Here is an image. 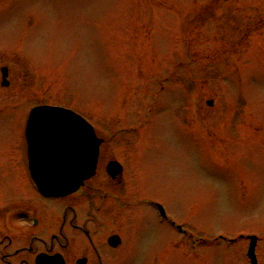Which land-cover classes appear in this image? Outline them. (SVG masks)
Wrapping results in <instances>:
<instances>
[{
  "label": "rangeland",
  "instance_id": "374dc122",
  "mask_svg": "<svg viewBox=\"0 0 264 264\" xmlns=\"http://www.w3.org/2000/svg\"><path fill=\"white\" fill-rule=\"evenodd\" d=\"M38 106L86 117L105 139L100 209L34 194L43 234H61L76 206L97 238L94 250L76 234L92 264H250L252 236L264 264V0H0L1 206L25 190L5 174ZM111 160L123 178L107 175Z\"/></svg>",
  "mask_w": 264,
  "mask_h": 264
},
{
  "label": "flooded vegetation",
  "instance_id": "af4514ba",
  "mask_svg": "<svg viewBox=\"0 0 264 264\" xmlns=\"http://www.w3.org/2000/svg\"><path fill=\"white\" fill-rule=\"evenodd\" d=\"M48 149V147L45 148L44 153L50 156L52 152ZM43 161H45L46 164L51 163L49 159L44 158L41 162ZM21 164L24 167L23 176L18 175L17 178L18 168ZM50 166L51 165H48V167ZM12 171H16L17 173L14 174ZM123 173L124 170L120 178H123ZM5 175H16L14 177H9L13 178L15 183L19 182V186H25V190L20 192L22 190L20 188L19 195L18 192H16L18 196L11 201L12 203L5 206L0 205V264H92L90 252H86L87 248L85 245L81 248L79 244H77V240L78 236H82L85 244L87 246L88 244L91 245L92 248L96 250L94 239L97 238L87 228L88 225L80 224L81 215L78 210L74 208L76 206H68L66 208L62 218L61 234L50 230L47 234H43L46 218H43L38 209L34 207V194L36 197L39 196L45 201H70L71 203L75 198L83 196V199H90L93 201L90 202L92 211L99 210L97 199L103 198L102 191H104L102 185H97L98 188H94V180L98 177L99 173L96 178H94V182L92 181L90 185L85 184L80 191L64 199H49L39 194L36 186L33 184V176L28 169V160L26 159L21 161L17 160L15 164L9 163ZM45 178L50 180L48 176H45ZM29 187H31V191L28 192L27 188ZM23 192H26V194L31 193V199L33 201L29 200L27 196L25 197ZM114 200H118L117 194L114 195ZM90 220L94 221L91 218L88 220V223ZM93 224L95 225V221ZM89 225L92 226V223H89ZM66 226H70L72 229L73 235L70 237L66 236L64 233V228ZM99 232L100 230L97 232V235ZM102 238L103 237L99 239L102 240ZM102 242L104 243V240H102ZM106 244L109 249L112 250V248H110L109 239L106 241ZM57 256L61 257L62 260L56 262L55 257ZM99 264H101L100 260Z\"/></svg>",
  "mask_w": 264,
  "mask_h": 264
},
{
  "label": "water",
  "instance_id": "95a60500",
  "mask_svg": "<svg viewBox=\"0 0 264 264\" xmlns=\"http://www.w3.org/2000/svg\"><path fill=\"white\" fill-rule=\"evenodd\" d=\"M7 71L3 70L4 86L6 82ZM46 121V125L53 129L54 134L47 136L43 132H37L38 125L41 126V121ZM39 133V134H38ZM28 155L30 159V169L34 173L36 170V183L42 194L52 197H64L74 193L84 183L89 180L96 171L99 150L103 140L97 138L95 132L83 119L70 111L60 108L39 107L31 112L30 119L26 131ZM39 143H47L59 148L60 158H74L76 160L83 159L84 167L81 171L75 172L74 169L69 170L65 181H46L41 175L40 166L34 163V159L38 158L37 146ZM64 148L63 149H61ZM117 166L111 168V174L114 176ZM115 169V170H114ZM61 170V169H60ZM115 171V172H114ZM60 172V171H59ZM40 177V178H39ZM250 256L253 258V248L250 251ZM255 264V263H254Z\"/></svg>",
  "mask_w": 264,
  "mask_h": 264
}]
</instances>
